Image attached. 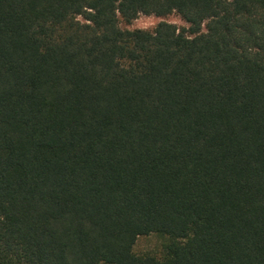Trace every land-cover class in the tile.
Wrapping results in <instances>:
<instances>
[{
	"label": "trees",
	"instance_id": "trees-1",
	"mask_svg": "<svg viewBox=\"0 0 264 264\" xmlns=\"http://www.w3.org/2000/svg\"><path fill=\"white\" fill-rule=\"evenodd\" d=\"M0 264H264V0H0Z\"/></svg>",
	"mask_w": 264,
	"mask_h": 264
},
{
	"label": "rangeland",
	"instance_id": "rangeland-1",
	"mask_svg": "<svg viewBox=\"0 0 264 264\" xmlns=\"http://www.w3.org/2000/svg\"><path fill=\"white\" fill-rule=\"evenodd\" d=\"M161 20H166L175 23L178 27L187 26V22L178 14L173 13L165 17H160L154 14H140L131 23L121 22L122 28L128 29H153ZM134 250L138 253L153 252L156 255H161L162 245L161 240L156 235L140 236L134 246Z\"/></svg>",
	"mask_w": 264,
	"mask_h": 264
}]
</instances>
